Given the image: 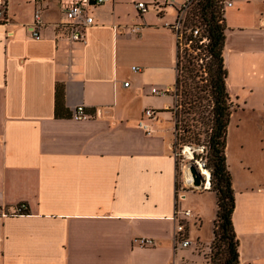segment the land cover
<instances>
[{
  "label": "crops",
  "instance_id": "crops-1",
  "mask_svg": "<svg viewBox=\"0 0 264 264\" xmlns=\"http://www.w3.org/2000/svg\"><path fill=\"white\" fill-rule=\"evenodd\" d=\"M139 1L152 0L93 3L82 43L61 27L60 0H0L12 18L0 21V203L24 202L28 212L0 217V264L202 262L197 248L175 247L176 211L189 208L187 195L179 199L174 152L178 54L167 23L177 12L142 13ZM238 1L225 12L230 121L234 111L264 109V86L254 92L235 80L263 67L264 13L256 8L248 26H237L246 3ZM36 10L40 39L30 28ZM79 104L87 119H74ZM146 108L157 115L145 118ZM231 174L239 264H264V187L239 185ZM194 219H186L193 242Z\"/></svg>",
  "mask_w": 264,
  "mask_h": 264
},
{
  "label": "trees",
  "instance_id": "trees-1",
  "mask_svg": "<svg viewBox=\"0 0 264 264\" xmlns=\"http://www.w3.org/2000/svg\"><path fill=\"white\" fill-rule=\"evenodd\" d=\"M197 9L211 37L206 55L211 57L200 67L188 66L186 75L179 74L178 76L177 95L185 96L180 105L183 106L182 111L187 115H185V123L182 125L181 121L184 119L180 121L179 116L182 111L180 108L178 109V103L175 110L178 130L175 148L179 141L188 138V136L197 138L200 134L206 133L202 144L207 150L209 161L206 166L211 170V181L217 190L219 206L218 225L214 231L215 240L218 242L215 263L239 264V240L233 221L236 198L233 177L226 155L228 126L233 106L227 88V69L223 58L226 25L225 21L223 23L219 21L221 12L218 0H199ZM202 68L206 69L207 76L200 73ZM198 76L203 84L195 80ZM189 79H192L191 82L188 81ZM181 86L184 87L182 90H180ZM180 91H182L181 94ZM204 99H207L208 103L204 104ZM194 110L197 112L192 114ZM199 140H202V137ZM205 264H211V259L209 262L206 260Z\"/></svg>",
  "mask_w": 264,
  "mask_h": 264
},
{
  "label": "rangeland",
  "instance_id": "rangeland-1",
  "mask_svg": "<svg viewBox=\"0 0 264 264\" xmlns=\"http://www.w3.org/2000/svg\"><path fill=\"white\" fill-rule=\"evenodd\" d=\"M239 2L243 1L239 0L238 3ZM257 4H259V7ZM241 7H243L244 16L238 18L235 23L238 24L237 26H248L247 24L252 22L255 11L258 8H260L258 9L260 10V14L261 12L264 13V0H246L245 5H242ZM259 29L262 31V33H264V28L259 27ZM261 60L263 62V67L261 69H254L253 71L248 70L251 72L249 75L253 74L256 76V78H254L256 81L253 82L254 79L252 77L250 79H245V81L241 83L243 78L236 76V85L241 84L240 86H246V88L250 86L251 89H254L255 87L254 92H259L260 88L264 86L263 55H261ZM186 73L187 71H183V73L181 72V75H186ZM206 75L207 74H205V76ZM181 78L184 77L181 76ZM191 80L192 79H189L188 81L191 82ZM195 80L200 84H203L199 76L196 77ZM182 88L184 87L181 86L180 90H182ZM263 89L264 88L261 90ZM181 93L182 91H180V94ZM184 98L185 96H182V94L177 98V105L179 103L178 109L180 108L181 111L183 106H181L180 103ZM203 103H208V100L204 99ZM208 109L210 110V107ZM192 112V114H195L197 110ZM185 115H187V113L182 111L179 116L180 121L184 119V121H181L182 125L185 123ZM230 124L231 128L228 136V143L229 150L231 152V166H233V172L231 173H234V177L239 185L251 183V188L257 191L258 188L264 187V109L253 110L252 108H249L246 111H234ZM205 134L206 133H202L197 138L195 136H188V138L186 137V139H183L184 141H179V144L175 148L174 152L178 159V187L180 190L179 199L181 198L180 200H183L184 197L181 196L187 195L188 197L185 201V206L189 207L192 209V212L196 213V219H194V221H190V225L192 227L191 236L195 242L192 247L197 248L199 251L197 252V258L198 260H201L202 263H205L206 260L209 262L211 259V264H216L215 258L217 257L218 252V242L215 240L214 231L217 229L218 225L217 214L219 206L217 190L213 187V183L212 188L210 190H206L202 185H195L193 178L192 185L188 184L185 180L187 172L191 171V166H197V161L200 160L201 157H204V160L207 162L209 161L205 147L202 151L204 146L202 143ZM200 137H202V140H199ZM184 145H187L191 148L192 158H190L185 152ZM241 159H244L245 162H248V166L245 164L242 165L240 163ZM240 200L242 205L247 203V201L243 200L242 197H240Z\"/></svg>",
  "mask_w": 264,
  "mask_h": 264
},
{
  "label": "built area",
  "instance_id": "built-area-1",
  "mask_svg": "<svg viewBox=\"0 0 264 264\" xmlns=\"http://www.w3.org/2000/svg\"><path fill=\"white\" fill-rule=\"evenodd\" d=\"M106 0H60L61 6L65 11V20L62 22L61 27L65 28L69 39L72 42H87L86 31L91 27L95 20L94 17L89 13V7L94 4L103 3ZM199 0H152L139 1L136 3V7L142 13H147L149 11H156L161 13L165 11L166 7H171L177 12V17L173 22L167 23V25L174 31L177 42V54H178V73L181 74L183 71L191 67H200L201 64L205 63L211 56H206L208 54V46L211 42V37L209 31L206 29V24L203 23V19L199 10L197 9V4ZM220 5V23L225 21L226 9L234 5V0H218ZM41 10H36L34 13V20L30 24L33 36L37 39L41 38L39 27L42 25ZM12 20L8 13L7 5L2 2L0 4V21L4 23H10ZM264 26V24H263ZM206 56V57H205ZM133 71L140 70L139 67L133 66ZM200 73L207 74L205 68L200 69ZM178 74V76H179ZM206 75V76H207ZM125 85H129L130 82L126 81ZM154 93L160 92L156 87L153 88ZM176 97L177 87L175 90ZM157 115L154 108H146L144 111L145 118H152ZM74 119L83 120L88 118V114L85 111V105L79 104L74 109ZM140 125L148 130L147 124L142 120ZM150 132V130H148ZM187 146V145H185ZM184 146V147H185ZM202 148V151L204 150ZM176 155V154H175ZM197 166L204 177L202 186L206 190L212 188L211 181V170L207 168V161L201 157L197 161ZM203 170H208L210 175L203 173ZM27 204L22 202L14 205H5L0 203V217H14L18 215L26 214ZM193 216L192 209H179L176 211L175 219H177L176 230H175V247L176 248H188L192 247L194 244L193 240L188 236L186 219ZM141 245H152L154 244L151 238H141L138 239ZM174 264H205L196 261L189 260L187 258H180L179 261H175Z\"/></svg>",
  "mask_w": 264,
  "mask_h": 264
},
{
  "label": "water",
  "instance_id": "water-1",
  "mask_svg": "<svg viewBox=\"0 0 264 264\" xmlns=\"http://www.w3.org/2000/svg\"><path fill=\"white\" fill-rule=\"evenodd\" d=\"M192 176H193V182L195 185H202V182L204 181V177L201 174V171L199 168L195 165L191 166Z\"/></svg>",
  "mask_w": 264,
  "mask_h": 264
},
{
  "label": "bare ground",
  "instance_id": "bare-ground-1",
  "mask_svg": "<svg viewBox=\"0 0 264 264\" xmlns=\"http://www.w3.org/2000/svg\"><path fill=\"white\" fill-rule=\"evenodd\" d=\"M185 152L189 155V157L190 158H192V152H191V148L189 147V146H185ZM203 173L204 174H206V175H210V172L208 171V170H203ZM192 178H193V176H192V173H191V171L189 172H187V174H186V182L188 183V184H191L192 185Z\"/></svg>",
  "mask_w": 264,
  "mask_h": 264
}]
</instances>
